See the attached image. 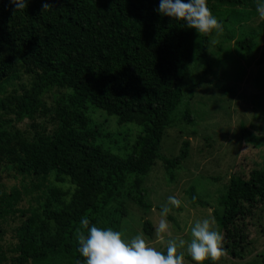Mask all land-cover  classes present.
<instances>
[{"label":"trees","instance_id":"obj_1","mask_svg":"<svg viewBox=\"0 0 264 264\" xmlns=\"http://www.w3.org/2000/svg\"><path fill=\"white\" fill-rule=\"evenodd\" d=\"M44 2L53 7L42 11ZM256 3L207 0L211 11L213 5L230 7L237 22L255 15ZM158 5L159 0H27V8L14 10L9 0H0V85L14 76L18 65L35 76L22 93L0 99L2 107L11 110L16 121L32 119L45 108L48 91L54 87L69 90L55 104L58 125L51 135L28 140L0 121V164L43 180L54 174L58 182L68 181L72 186L71 190L48 188L41 206L30 211L20 207L19 188L5 191L0 183V224L19 219L15 243L0 244V264H85L77 252V235L86 232L81 219L98 225L126 185L130 201L148 211L152 206L143 175L157 159L170 172L187 158V139L173 158L159 151L166 129L177 120L194 122L190 106L183 102L184 92L190 99L196 87L208 82L206 58L215 30L198 34L182 20L159 14ZM262 33L264 20L260 19L234 45L242 51L253 50ZM192 64L199 65L200 71L187 84ZM87 104L114 115L119 123L142 126L127 156L95 142L98 133L90 126ZM181 104L183 111L176 115ZM241 132L247 142H261L243 125ZM189 194L192 202L201 204L193 187ZM263 201L264 159L247 174L230 175L219 197L221 211H213L223 232L224 250L232 257H243L248 244L245 219ZM116 226L115 222L114 230ZM142 230L152 236L148 219L142 222ZM185 259L195 264L188 254ZM204 264L215 263L206 260Z\"/></svg>","mask_w":264,"mask_h":264},{"label":"rangeland","instance_id":"obj_2","mask_svg":"<svg viewBox=\"0 0 264 264\" xmlns=\"http://www.w3.org/2000/svg\"><path fill=\"white\" fill-rule=\"evenodd\" d=\"M211 8L222 22L223 32H214L209 45L206 58L210 65L208 82L196 87L190 99L187 90L184 92L183 102L190 106L194 122L187 124L177 120L175 126L166 129L159 151L161 156L173 158L179 153L183 140L187 139V158L170 172L157 159L150 171L143 175L147 200L152 206L148 211L130 201L129 185H126L113 198L96 225L114 229L116 222V230L122 232L125 238L131 239L142 234L147 243L159 251H166L169 238L178 237L189 241L191 227L196 221L205 218L210 219L212 227L223 235L214 221L213 211H221L218 201L227 189L230 175L234 172L247 174L251 167L259 166L264 159V33L257 38L253 50L242 51L234 45L235 39L256 28L260 21L259 15L250 14L248 18L237 22L230 7L213 5ZM249 11L254 10L251 8ZM231 35L233 40L228 38ZM190 71L187 84L200 71V66L192 64ZM34 79V74L18 65L14 76L0 85V99L13 93H22ZM68 92L66 88H52L44 95L45 108L32 119L16 121L14 113L0 104V121L7 130L12 133L17 131L28 140L38 135H51L58 125L55 104L64 100ZM183 106H178L176 115L183 111ZM86 115L90 118V126L98 133L95 142L121 157L131 152L130 146L141 133V125L136 122L119 123L114 115H108L91 104H87ZM242 125L261 142H247L241 132ZM0 183L5 191L19 188L22 193L20 207L30 211L41 206L48 188L72 189L68 181L58 182L54 174L44 180L35 175H22L5 162L0 164ZM192 187L202 205L192 202L189 194ZM169 196L180 199L181 207L168 205ZM163 206H169L171 211L166 217L169 232L161 239L156 227L164 218L161 216ZM144 219L153 225L152 236L142 230ZM245 223L248 244L243 257H232L224 250L219 260L212 262L261 264L264 255V201L255 206L253 214L245 219ZM18 224V218L0 224V244L4 247L15 243V227ZM178 251L187 254L186 248ZM184 264L193 263L184 259Z\"/></svg>","mask_w":264,"mask_h":264},{"label":"clouds","instance_id":"obj_3","mask_svg":"<svg viewBox=\"0 0 264 264\" xmlns=\"http://www.w3.org/2000/svg\"><path fill=\"white\" fill-rule=\"evenodd\" d=\"M14 10L27 8V0H9ZM53 6L47 2L42 4V11ZM156 11L172 19L183 21L185 27L194 29L198 34H209L215 30L223 32L222 22L213 15L207 0H159ZM256 11L264 20V0H257ZM168 205L179 208L182 201L176 196L168 197ZM171 208L163 206L156 232L161 239L169 232L166 217ZM81 227L86 232L77 235V252L84 258L85 264H184L185 253L178 251L186 248L187 254L195 264H204L206 260L217 261L224 254V237L218 229L212 227L208 218L198 220L190 229L191 239L169 238L166 252L150 246L142 234L131 239L125 238L122 232L97 227L89 219L82 218Z\"/></svg>","mask_w":264,"mask_h":264}]
</instances>
